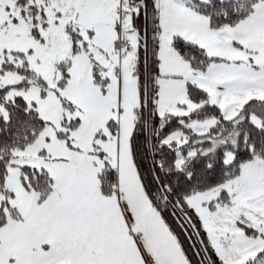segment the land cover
<instances>
[{
    "label": "snow or ice",
    "instance_id": "obj_1",
    "mask_svg": "<svg viewBox=\"0 0 264 264\" xmlns=\"http://www.w3.org/2000/svg\"><path fill=\"white\" fill-rule=\"evenodd\" d=\"M0 264H264V0H0Z\"/></svg>",
    "mask_w": 264,
    "mask_h": 264
}]
</instances>
